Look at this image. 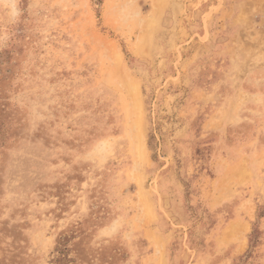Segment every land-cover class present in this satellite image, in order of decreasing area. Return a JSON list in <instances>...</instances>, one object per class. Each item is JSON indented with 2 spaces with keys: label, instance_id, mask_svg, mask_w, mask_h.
<instances>
[{
  "label": "rangeland",
  "instance_id": "374dc122",
  "mask_svg": "<svg viewBox=\"0 0 264 264\" xmlns=\"http://www.w3.org/2000/svg\"><path fill=\"white\" fill-rule=\"evenodd\" d=\"M0 264H264V0H0Z\"/></svg>",
  "mask_w": 264,
  "mask_h": 264
}]
</instances>
